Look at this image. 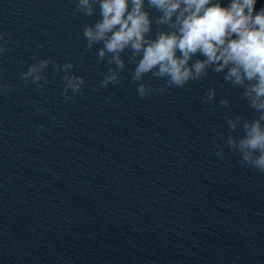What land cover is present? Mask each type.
<instances>
[{"label":"clouds","instance_id":"obj_1","mask_svg":"<svg viewBox=\"0 0 264 264\" xmlns=\"http://www.w3.org/2000/svg\"><path fill=\"white\" fill-rule=\"evenodd\" d=\"M147 3V8L145 4ZM257 0H77L76 10L93 17L99 6V19L86 24L83 36L89 49L103 46L98 57L114 64L101 81L106 87L118 83L119 73L125 67L121 53L131 52L135 64L132 82L143 80L151 73L165 81L169 88H184L189 81L206 78L209 72L223 74V80L242 89L241 98L258 113L254 120L225 114L230 132L240 130L243 136L222 137L226 146L239 154L241 162L264 174V6L256 9ZM149 9L158 15L153 17ZM153 24L161 26L151 35ZM5 49L0 47V53ZM196 57V59H193ZM49 59L32 64L22 78L32 83L44 80L43 70ZM65 71L63 80L67 89L79 93L84 79L70 72L73 64L56 65ZM147 83H139L137 94L144 98L152 93ZM216 96L209 88L202 98L208 103ZM220 104L229 106L222 98ZM223 145L216 146L217 156H223Z\"/></svg>","mask_w":264,"mask_h":264}]
</instances>
